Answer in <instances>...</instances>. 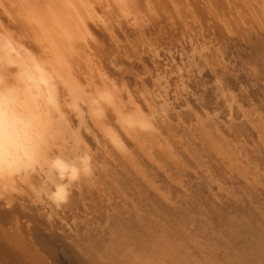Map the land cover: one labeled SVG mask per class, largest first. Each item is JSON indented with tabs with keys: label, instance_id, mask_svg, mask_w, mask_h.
<instances>
[{
	"label": "bare ground",
	"instance_id": "6f19581e",
	"mask_svg": "<svg viewBox=\"0 0 264 264\" xmlns=\"http://www.w3.org/2000/svg\"><path fill=\"white\" fill-rule=\"evenodd\" d=\"M156 1L172 24L177 17L185 22L184 17L194 12L188 4L179 6L178 0H0V7L18 27L16 36H0V156L5 165L12 157L11 168L0 171V228L15 215L36 221L21 200L26 190H32V202L34 197L40 199L48 218H54L63 206L54 187L67 182L50 162L62 158L78 163L82 157H91L89 147L77 154L81 140L67 115L69 109L79 110L80 101L86 102L89 117L108 136L125 166L155 193L176 201L177 196L168 188L163 192L143 164L149 161L162 168L165 161L185 168L184 159L191 155L192 144L184 139L190 136L188 127L176 129V117L166 108V78L172 70L155 68V82L149 89L143 80L135 82V89L115 81L90 28L93 24L103 29L122 54L127 49L118 30L130 42L125 30L130 27L137 36L128 47L130 52L146 53L156 65L159 47L144 39L145 19L155 17ZM28 40L34 43L35 54L28 50ZM108 115L130 140L132 152L104 126ZM242 115L255 129L264 152V116L244 111ZM194 121L193 134L203 149L219 156L230 171L252 175L245 161H249L245 141L232 142L218 120L203 121L196 115ZM71 135L74 142H69ZM90 175L81 172L71 187ZM188 183L179 181L178 192L188 191ZM150 203L138 202L125 211L127 215H119L98 245L87 252L90 264H264V219L256 223L251 217H232L208 204ZM13 224L10 236L0 235V264H25L33 259L25 242L29 234L25 221Z\"/></svg>",
	"mask_w": 264,
	"mask_h": 264
},
{
	"label": "rangeland",
	"instance_id": "374dc122",
	"mask_svg": "<svg viewBox=\"0 0 264 264\" xmlns=\"http://www.w3.org/2000/svg\"><path fill=\"white\" fill-rule=\"evenodd\" d=\"M178 3L179 6L188 4L194 11L189 16L183 15L187 16L185 22L177 17L172 24L159 1L155 2L159 4L155 17L145 19L147 36L144 39L152 40L159 47L156 65L148 54L135 56L130 52L128 47L137 41L130 27L125 28L130 42H125L123 31L118 30L119 39L127 49L122 55L103 29L90 24L93 37L101 45L100 54L107 58L104 62L115 81L135 89V82L143 80L149 89L155 82L152 78L155 68L172 70L166 78L169 99L166 108L176 117L173 122L176 129L188 127L190 136L184 139L192 144L191 155L184 159L185 168L165 161L161 162L162 168L149 161L143 164L158 179L163 192L168 188L177 196L176 201L170 202L162 197L164 194L155 193L125 166L108 136L89 117L86 102L80 101V111L69 109L67 115L73 120L74 135L81 140L77 154L90 148V178L70 187L67 202L54 218L43 215L40 199L34 197L32 202L33 192L26 190L21 200L29 208L26 212L31 211L37 217L36 221L23 214L15 215L0 228L2 237L10 236L13 223L25 221L29 233L25 242L31 250L30 257L33 256L30 259L25 253L29 258L25 264H90L87 252H91V246L98 245L119 215H127L125 211L138 202L167 207L208 204L232 217H251L256 223L264 219V152L255 129L242 115L244 111L247 115L264 116L262 1L178 0ZM17 33V23L0 7V36ZM26 44L30 53L35 54L34 43L28 40ZM91 95L85 93L86 97ZM196 115L203 121L218 120L232 142L247 143L249 161H245L252 175L246 179L230 171L219 156L202 148L198 135L193 134ZM104 126L112 130L127 151H133L130 140L111 116H105ZM69 140L74 142V136ZM179 181L190 182L184 194L178 192Z\"/></svg>",
	"mask_w": 264,
	"mask_h": 264
},
{
	"label": "clouds",
	"instance_id": "9594fccd",
	"mask_svg": "<svg viewBox=\"0 0 264 264\" xmlns=\"http://www.w3.org/2000/svg\"><path fill=\"white\" fill-rule=\"evenodd\" d=\"M90 160L88 157H82L79 159L78 163H69L62 158H57L50 162V165L57 169V174L59 175L60 172L63 173L61 177L62 180L66 181L67 183H60L54 187V195L57 199L63 203L67 202V198L70 195L69 188L71 184L75 183L80 179V174L83 172L85 175H88L91 172V168L88 165L87 161ZM12 166V157H8V163L5 165L4 158L0 156V171L4 170L5 168H11Z\"/></svg>",
	"mask_w": 264,
	"mask_h": 264
}]
</instances>
